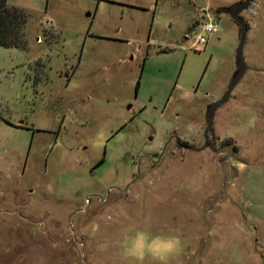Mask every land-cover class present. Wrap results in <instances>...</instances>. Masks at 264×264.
Listing matches in <instances>:
<instances>
[{"label": "rangeland", "instance_id": "374dc122", "mask_svg": "<svg viewBox=\"0 0 264 264\" xmlns=\"http://www.w3.org/2000/svg\"><path fill=\"white\" fill-rule=\"evenodd\" d=\"M239 1L5 0L26 19L0 46V264H159L124 254L137 228L181 236L167 264H264V0L198 149L234 70L216 10Z\"/></svg>", "mask_w": 264, "mask_h": 264}, {"label": "clouds", "instance_id": "9594fccd", "mask_svg": "<svg viewBox=\"0 0 264 264\" xmlns=\"http://www.w3.org/2000/svg\"><path fill=\"white\" fill-rule=\"evenodd\" d=\"M124 254L142 262L146 257L167 264L168 260L176 256L183 248L181 236L175 232H156L150 228H137L129 236L125 234Z\"/></svg>", "mask_w": 264, "mask_h": 264}, {"label": "water", "instance_id": "95a60500", "mask_svg": "<svg viewBox=\"0 0 264 264\" xmlns=\"http://www.w3.org/2000/svg\"><path fill=\"white\" fill-rule=\"evenodd\" d=\"M250 1L251 0H241V1L231 5L229 7H219L216 10V12L226 14L236 24L237 30H238V38H237V43H236V46L234 49V70L231 73L230 78L227 82L226 89L219 99H217L213 102H210L205 106L204 114H203L204 127L202 130L203 141H202L201 146L198 148L199 150H201L205 147L207 135H210V133H211L210 125H211V119H212L213 111L215 110V108L217 106H219L220 104L225 102V100L227 99L231 89L236 84V82L239 80V78L241 77V75L245 69V65L243 63V59H242V55H241V47H242L243 40H244V33H245L246 26H245V22L243 21V19L239 16V13L248 7ZM166 51H167V49L162 50V52H166ZM172 137H173V139H175V141H177L176 136L173 135ZM164 146H165V143L163 144L162 149L159 151L158 154H156L155 157L158 158L160 156ZM176 146L178 148L194 149L193 147H189V146H185V145L176 144Z\"/></svg>", "mask_w": 264, "mask_h": 264}, {"label": "trees", "instance_id": "16d2710c", "mask_svg": "<svg viewBox=\"0 0 264 264\" xmlns=\"http://www.w3.org/2000/svg\"><path fill=\"white\" fill-rule=\"evenodd\" d=\"M25 19L22 10L16 7H7L5 0H0V46L20 48L23 45L22 28ZM99 162L100 160L96 164Z\"/></svg>", "mask_w": 264, "mask_h": 264}, {"label": "built area", "instance_id": "2783aa9c", "mask_svg": "<svg viewBox=\"0 0 264 264\" xmlns=\"http://www.w3.org/2000/svg\"><path fill=\"white\" fill-rule=\"evenodd\" d=\"M214 18L215 16L212 13L208 12V10H203L201 12V16L199 17L198 22L199 34L196 39L197 44H204L206 42L207 35L215 34L217 32Z\"/></svg>", "mask_w": 264, "mask_h": 264}, {"label": "flooded vegetation", "instance_id": "af4514ba", "mask_svg": "<svg viewBox=\"0 0 264 264\" xmlns=\"http://www.w3.org/2000/svg\"><path fill=\"white\" fill-rule=\"evenodd\" d=\"M168 142V140H166L164 143H165V145H166V143ZM173 143L175 144V146H176V144H178V145H183V144H181L178 140L177 141H175V139H173ZM207 147V149H213V138H212V132L210 133V135H208V139H206V145H205V147L204 148H206ZM185 149V148H184ZM162 153V152H161ZM152 156H153V158H151L150 160L151 161H157L158 160V158L157 157H155L156 155L154 154H152Z\"/></svg>", "mask_w": 264, "mask_h": 264}]
</instances>
